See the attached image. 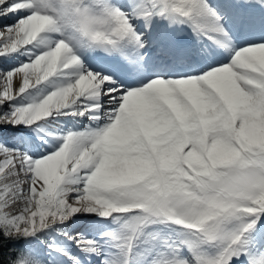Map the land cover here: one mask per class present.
Returning <instances> with one entry per match:
<instances>
[{
  "label": "snow or ice",
  "instance_id": "snow-or-ice-1",
  "mask_svg": "<svg viewBox=\"0 0 264 264\" xmlns=\"http://www.w3.org/2000/svg\"><path fill=\"white\" fill-rule=\"evenodd\" d=\"M134 8L147 21L143 31L114 0H0V15L18 16L0 27V56L47 43L24 63L0 68V106L80 65L71 82L42 99L0 111L3 131L69 105L97 123L110 121L67 132L48 154L0 140V264H53L39 243L19 237L81 211L131 213L106 233L122 251L97 264H130L138 238L157 220L187 227L157 233L159 252L147 264H264V0H140ZM157 15L226 44L231 61L130 86L87 67L74 51L72 42L82 38L125 55L132 44L131 70L147 72L144 57L154 48H179L177 34L153 24ZM228 21L251 36L238 49ZM76 244L103 251L93 236L81 234Z\"/></svg>",
  "mask_w": 264,
  "mask_h": 264
},
{
  "label": "rangeland",
  "instance_id": "rangeland-1",
  "mask_svg": "<svg viewBox=\"0 0 264 264\" xmlns=\"http://www.w3.org/2000/svg\"><path fill=\"white\" fill-rule=\"evenodd\" d=\"M14 22L15 21H9V23H14ZM28 49H30V48H24L23 50L29 51ZM29 59L30 58L25 59V61H27ZM16 66L17 65L10 66L8 68H14ZM5 69H7V68H5ZM45 86L46 85H40V86H37V87L36 86L35 87H33V86L30 87L24 94H22L20 96H17L14 101L7 102L6 106H0V111H3L6 107H10L14 103H29V102H31L33 100H36V99H42L49 92L55 90V89H51L52 87L44 89L43 87H45ZM41 88H43L44 90H41ZM30 89H31V94H30ZM36 90L38 92H36ZM41 92H44V94H39ZM38 94H39V97H37ZM35 95H37V96H35ZM33 96H35V97H33ZM55 111L57 112V110H53L52 113H54ZM45 119L46 118L43 117L39 121H35L32 124H28L26 122H22L20 124H13V125H15L16 127L20 128L21 130H22V128H24L26 130H28V129L30 130V129L34 128L36 123L44 121ZM62 123H64V122H62ZM78 130L84 131V127L83 128H78ZM52 133H55L58 136H60V139H59V142L57 143L56 147L53 148V149H50L45 154H48V153H50L53 150H57L60 146H62V144L64 142V139L66 138L67 130L66 131H64V130L55 131V132H52ZM130 214L131 213H129V212L117 211V212H114L111 216L105 217L99 212H95V211H81V212H78V213L74 214L73 216H70L68 219L62 220L61 222L66 221V220L69 221L70 218L76 217L77 215H86L88 217H93V219L95 221L107 220L108 221L107 224H106L107 227L105 228L104 231H102L101 233L98 234L99 236H101V235L103 236V238L100 239V240H102L101 242L102 243H107V240L104 237H107L108 239H110L111 237L106 235V233H108V232H110L112 230H116V229L121 228L124 225V223L128 220ZM159 221H163V220H157L154 223L149 224V225L146 226L145 235L139 237L137 243L134 246V249H133V252H132V255H131L130 264H147V261L150 260L152 258V256L156 255L159 252V248H160L159 243H158L159 236L157 235V233L160 234V236H166V235H164L162 233V231L160 230L159 226H157V222H159ZM164 221H171V220H164ZM172 223L180 225L178 222H175V221H172ZM60 225H62V227L65 226V229L60 230V231H62L61 233H65V230H67V227H69L70 223L67 222L65 224H60ZM180 226L181 227H187V226H184V225H180ZM75 229L76 228H74V226L72 225L71 228L69 229V233H70V231L73 232ZM168 233H170V232L168 231ZM149 234H152V235L149 236ZM38 235H45L47 237V239L42 241V240H40L38 238L39 237ZM27 238L30 241H32V242L39 243L42 246V249L47 248L50 253L52 252V255L48 254V256L53 261V264H60V262L62 260L66 261L68 264H70L71 261H70V259H68V257L66 255L65 256L67 258L64 257L62 255V253H59L60 251L57 250V248L52 247V245H55L57 247L60 246V248L65 247L66 249H69L70 252L74 251L76 253V255L81 256V260H82V253L80 251L76 250L74 246L73 247H69L67 242L65 241L64 237L59 235V234H57L56 230H54V229H45L44 228V229L40 230L35 236H27ZM115 243L117 244L116 241H115ZM107 251L109 252V250H107ZM96 254H97V260H94L95 257L90 258V256L87 255V257L89 258L88 261L90 262V264H97L98 260L100 261L103 256H109V257L114 256L111 253H109L108 255H101L102 252L101 253H96ZM84 262H86V261L83 260V264H84ZM87 264H89V263H87Z\"/></svg>",
  "mask_w": 264,
  "mask_h": 264
},
{
  "label": "bare ground",
  "instance_id": "bare-ground-1",
  "mask_svg": "<svg viewBox=\"0 0 264 264\" xmlns=\"http://www.w3.org/2000/svg\"><path fill=\"white\" fill-rule=\"evenodd\" d=\"M115 3H118L120 4V6L126 8V9H129L130 10V14L132 15V18H133V22L136 23V21L138 20L140 25H138V29L140 30L141 28L144 29L146 27V23L147 21L145 20L144 17H141V16H136L135 15V8H133L131 6V3L133 2L134 3H139L140 0H115L114 1ZM10 16L8 18L12 19H16L17 16H14L12 13H8L7 15ZM5 16H2L0 15V27H3L5 24L9 23V21L7 22V19L6 17L4 18ZM162 20H165L164 17H161L159 15L153 17V24H157L158 22L162 21ZM7 22V23H6ZM45 34H49V33H45ZM51 35H56V36H60L62 35V33H53ZM46 36V35H45ZM47 37V36H46ZM73 48H74V51L79 54L80 53V50H79V47L81 49H86V51H89L90 49H94L93 46L94 45H97V43H91L89 44L87 42V38H82L81 40H78V41H73ZM46 44V45H45ZM33 48L34 49H37V51L33 52V51H28L27 55L28 58H32L34 57L39 51H41L42 49H45L47 47V43L46 42H42L40 41L39 39L37 41H33L31 42L29 45L27 46H24L22 48H27L29 47ZM128 47L130 48H135L134 45L132 44H128ZM136 49V48H135ZM5 57L8 62V64H12V63H15V61H20V59L22 57H24L23 53L20 52V49L18 50H15L13 52H10V53H7L3 56H0V58H3ZM83 62H84V65H86L87 67L90 68L89 66V63L88 62H85V60L82 58ZM24 63V61H22ZM79 68H80V65H77V64H73V65H70L68 68L66 69H62L61 71L57 72L56 74H54L53 76L49 77L47 80H43L41 81L39 84H36L34 85L33 87H37V86H40V85H46L45 87H43L44 89L45 88H51V89H56L58 87H62L64 85H66L67 83L71 82V80L73 79V77L77 74V72L79 71ZM43 88H41V90H44ZM36 92H38L36 90ZM39 94H44V92H41ZM44 96V95H43ZM42 96V97H43ZM87 100H92L93 98L92 97H87L85 98ZM73 106L69 105V106H66L65 108H61V109H53V110H57V112L55 111L54 113H52V117H56L59 115L60 112H65V116L64 117H68V116H73L75 117L74 120L75 123L74 124H79V123H82L84 120H89V118H86L85 115H80L79 113H76L74 111H72ZM84 119V120H83ZM81 120V121H80ZM93 124H94V127L92 128H96V127H100L102 126L103 124H105L106 122H110L108 121V118L107 116H104V117H101V119L99 120V122L97 123V121L95 120H92ZM85 124V123H84ZM89 127L85 128L84 130H87ZM80 132V131H79ZM57 138V141H59V136H55ZM58 222V221H57ZM55 222V223H57ZM53 223V224H55ZM52 225V224H51ZM50 226V225H49ZM48 226V227H49ZM80 235V234H78ZM77 235V236H78ZM74 256V255H73ZM63 264H68L66 262H64Z\"/></svg>",
  "mask_w": 264,
  "mask_h": 264
},
{
  "label": "trees",
  "instance_id": "trees-1",
  "mask_svg": "<svg viewBox=\"0 0 264 264\" xmlns=\"http://www.w3.org/2000/svg\"><path fill=\"white\" fill-rule=\"evenodd\" d=\"M2 231H3V230H2V229H0V233H2ZM24 255H25V254H24Z\"/></svg>",
  "mask_w": 264,
  "mask_h": 264
}]
</instances>
